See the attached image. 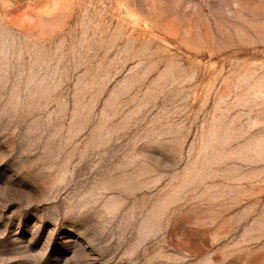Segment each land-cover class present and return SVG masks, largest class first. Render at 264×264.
<instances>
[{"label": "rangeland", "instance_id": "1", "mask_svg": "<svg viewBox=\"0 0 264 264\" xmlns=\"http://www.w3.org/2000/svg\"><path fill=\"white\" fill-rule=\"evenodd\" d=\"M0 264H264V0H0Z\"/></svg>", "mask_w": 264, "mask_h": 264}]
</instances>
